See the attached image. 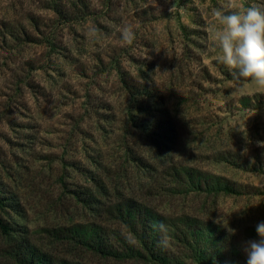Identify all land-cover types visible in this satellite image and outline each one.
<instances>
[{"label": "rangeland", "instance_id": "374dc122", "mask_svg": "<svg viewBox=\"0 0 264 264\" xmlns=\"http://www.w3.org/2000/svg\"><path fill=\"white\" fill-rule=\"evenodd\" d=\"M225 3L0 0V218L14 236L80 264H153L67 232L130 239L112 212L134 201L214 222L246 258L242 244L264 221V90L234 91L216 61L211 9ZM126 23L136 38L121 46ZM180 167L239 193L189 192L171 176ZM7 251L0 232V264H16Z\"/></svg>", "mask_w": 264, "mask_h": 264}, {"label": "trees", "instance_id": "16d2710c", "mask_svg": "<svg viewBox=\"0 0 264 264\" xmlns=\"http://www.w3.org/2000/svg\"><path fill=\"white\" fill-rule=\"evenodd\" d=\"M171 176L176 184L189 192L238 194L234 182L227 178L193 170L174 168ZM4 198L0 197V208ZM131 236H107L100 227L67 230L71 238L96 253L117 259H144L153 264H246L247 258L231 248L228 237L214 222L193 216L166 217L145 205L128 201L112 212ZM163 221L168 226L169 246L157 245L159 233L152 225ZM0 232L8 240V255L16 264H80L45 253L29 240L12 234V228L0 218ZM132 240L133 243L128 241Z\"/></svg>", "mask_w": 264, "mask_h": 264}, {"label": "clouds", "instance_id": "9594fccd", "mask_svg": "<svg viewBox=\"0 0 264 264\" xmlns=\"http://www.w3.org/2000/svg\"><path fill=\"white\" fill-rule=\"evenodd\" d=\"M211 15L215 18L211 39L219 53L216 61L231 73L234 91L242 92L246 83L264 90V3H253L241 10L235 0H226L221 7L211 9ZM135 38L131 23L119 29L121 46L131 45ZM152 227L159 233L157 245L166 249L170 243L168 226L157 221ZM255 230L258 239L242 244L246 264H264V221L258 222ZM128 242L133 243L132 240Z\"/></svg>", "mask_w": 264, "mask_h": 264}]
</instances>
